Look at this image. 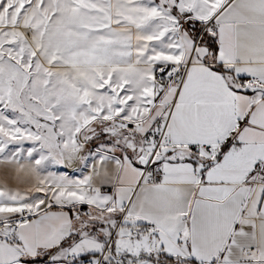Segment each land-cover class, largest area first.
<instances>
[{
	"label": "snow or ice",
	"instance_id": "obj_1",
	"mask_svg": "<svg viewBox=\"0 0 264 264\" xmlns=\"http://www.w3.org/2000/svg\"><path fill=\"white\" fill-rule=\"evenodd\" d=\"M0 264H264V0H0Z\"/></svg>",
	"mask_w": 264,
	"mask_h": 264
}]
</instances>
